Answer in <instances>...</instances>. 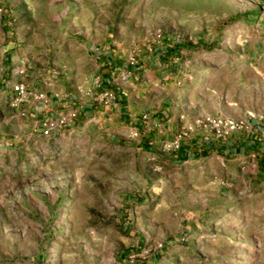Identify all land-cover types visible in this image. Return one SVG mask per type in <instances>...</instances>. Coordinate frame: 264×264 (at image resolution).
Listing matches in <instances>:
<instances>
[{
    "label": "rangeland",
    "instance_id": "374dc122",
    "mask_svg": "<svg viewBox=\"0 0 264 264\" xmlns=\"http://www.w3.org/2000/svg\"><path fill=\"white\" fill-rule=\"evenodd\" d=\"M12 5L9 15L0 8V22L15 32L11 50L19 64L12 73L52 70L71 90L93 97L88 82H100L91 63L74 61L62 45L73 47L89 34L108 40L129 68L157 49L176 51L186 73L172 81V95L177 104L184 94L194 105L201 100L203 108L190 109L195 116L188 120L182 116L186 122L153 154L111 144L103 132L80 124L45 142L44 157L27 141L25 126L0 122V133L11 139L0 147L6 150L0 153V264H264V163L259 151L245 147L252 134V141L264 145V53L245 59L249 37L230 36L234 27L253 22L264 0ZM32 32L39 42L35 55L29 53ZM220 47L240 58H215L222 73L210 75L207 56ZM132 76L127 80L134 82ZM152 87H146L150 96ZM154 95L151 104H158L163 93ZM225 119L242 127L218 140L208 120ZM178 137L181 147L201 138L217 147L201 157L172 160L179 150L170 144ZM219 148L236 151L224 155Z\"/></svg>",
    "mask_w": 264,
    "mask_h": 264
},
{
    "label": "crops",
    "instance_id": "0c3cea01",
    "mask_svg": "<svg viewBox=\"0 0 264 264\" xmlns=\"http://www.w3.org/2000/svg\"><path fill=\"white\" fill-rule=\"evenodd\" d=\"M12 7V0H0V8L4 13L9 15L12 12ZM9 25L6 26L0 22V46L2 47L0 52V122L14 127L25 126L28 129L27 141L34 150L39 147L44 153V157L47 153L45 150L47 142L56 141V138L63 136L67 131L80 124L91 127L94 133L103 132L111 144L121 143L133 148L136 152H152L151 154H153L162 143L171 139L179 126L186 122V120H181L182 116L188 120V115L191 114L190 109L203 108V105L199 106L201 100L195 102L196 105H194L191 103L192 100L189 103L184 94L178 100L180 104H177L175 95H172L174 91L177 92V86L172 81L177 82L186 73L176 51L157 49L136 67L129 68L120 62L108 40L97 41L89 34L86 38L75 42L73 47L69 43L62 45L66 48L64 53H67L68 57L73 58L74 61L82 63L87 58L91 63L93 74L98 76L100 82L97 85H94L91 79L88 82V85L94 90L93 97L84 98L80 94V88L71 90L66 85L64 78L52 70L36 71L34 69L26 76H15L11 72V68L18 66L19 59L15 51L11 50L16 38L13 37L15 32L9 28ZM232 30L230 36L233 39L239 35L249 37V43L241 54L245 59H256L257 55H260L261 52L264 53V10L254 17L251 24L241 23L239 27H234ZM37 36L35 32L30 35V37H34L30 42L28 41L31 48L30 55L38 54ZM219 49L217 50L220 51L219 53L214 52L207 56L211 63L213 62L208 72L210 75L222 73L223 64L214 65L216 59L240 58L237 52L227 53L224 47ZM233 49L228 48V51ZM31 60L37 62L38 58L32 56ZM82 70L80 69L79 74L81 77L85 76ZM130 72L133 73L134 82L127 80ZM6 81L22 83L28 90L44 93L47 104L43 107L33 98H28L26 102L12 107L13 94L4 85ZM149 84L153 85L154 94L161 95L163 93L158 104H151L157 98L154 94L152 96L147 94L146 87ZM236 85L235 91L239 94L240 88L238 83ZM108 90L114 92V101L111 104L101 101V94ZM185 91L187 93L189 89H185ZM202 101L208 102L207 99ZM70 111L77 112L76 120H70L65 126L57 128L48 138L41 135V123L44 120L55 118L61 112L68 113ZM144 114H147L146 119H143ZM192 116L195 115L191 114L190 117L193 118ZM5 136L6 134L0 133V147H7V142L11 143V139L5 138ZM255 138L253 134L246 136L245 147L252 151H259L264 163V145L252 141ZM211 147L217 146L213 140L210 142L207 138L183 143L172 160L187 161L193 157H201L206 151H210ZM225 150L228 153L236 151L235 149L231 151L227 148H219L221 154L224 155L227 154ZM0 153H6V150H1Z\"/></svg>",
    "mask_w": 264,
    "mask_h": 264
},
{
    "label": "built area",
    "instance_id": "2783aa9c",
    "mask_svg": "<svg viewBox=\"0 0 264 264\" xmlns=\"http://www.w3.org/2000/svg\"><path fill=\"white\" fill-rule=\"evenodd\" d=\"M134 65H137L134 64ZM22 70H15L13 74L15 76L22 75ZM99 81V78L97 79ZM4 85L12 92L13 99H12V107H17L21 103L26 102L28 98H33L38 104H42L44 107L47 104L46 96L42 92H35L28 90L25 85L22 83H11L9 81L4 82ZM105 102L106 104H111L114 101V92L112 90H108L101 94V101ZM78 117L76 111H70L68 113H59L55 118L46 119L41 123V135L43 137H50L52 132L59 127L65 126L68 121L76 120ZM213 124L214 130L216 132V139L224 138L230 134L235 133L238 129L242 126L233 122L232 120H217V121H209ZM136 136V134H134ZM262 137L264 138V130L262 131ZM180 137L175 138V140L170 144V146L175 150H180ZM169 144L165 145V148H168Z\"/></svg>",
    "mask_w": 264,
    "mask_h": 264
}]
</instances>
